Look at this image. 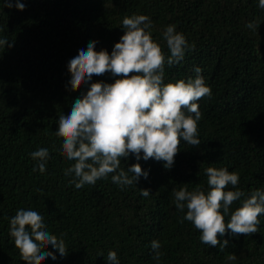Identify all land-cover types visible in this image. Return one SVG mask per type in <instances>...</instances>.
Wrapping results in <instances>:
<instances>
[{
  "label": "trees",
  "instance_id": "trees-1",
  "mask_svg": "<svg viewBox=\"0 0 264 264\" xmlns=\"http://www.w3.org/2000/svg\"><path fill=\"white\" fill-rule=\"evenodd\" d=\"M22 2L23 10L0 9V35L12 41L0 52V264H29L9 234V218L30 204L43 209L47 227L63 237L67 249L63 257L56 252L57 259L37 264H109L110 249L120 264H264V214L258 216L257 232L226 230L223 237L217 234L229 240L225 247L209 246L183 219L186 209L176 208L172 193L185 184L207 191L209 166L237 171L236 187L246 195L264 189V9L258 0ZM134 13L150 17V31L166 56L162 31L168 24L193 45L179 63H165L164 80L195 77L194 67L202 69L211 95L197 101L200 144L181 141L170 169L153 158H122L121 167L139 162L148 170L137 184L121 188L109 173L77 189L64 174L74 161L60 151L62 134L55 128L59 112L68 111L88 85H71L68 58L89 39L98 41L97 51L110 53L124 33L123 18ZM253 20L257 28H247ZM92 76L108 83L115 79L108 71ZM41 143L51 149L43 170L33 167L29 155ZM153 239L161 242L158 261ZM44 247L56 251L51 244ZM229 254L236 259L229 261Z\"/></svg>",
  "mask_w": 264,
  "mask_h": 264
},
{
  "label": "clouds",
  "instance_id": "clouds-1",
  "mask_svg": "<svg viewBox=\"0 0 264 264\" xmlns=\"http://www.w3.org/2000/svg\"><path fill=\"white\" fill-rule=\"evenodd\" d=\"M3 7L23 10L26 4L22 0H0V9ZM258 7L264 9V0H258ZM151 25L146 14L125 16L124 33L110 53L103 48L97 51L98 41L89 39L86 47L80 44L78 51L68 58L71 85L78 86L81 82L88 85L87 91L72 101L68 111L59 112L55 128L62 134L60 151L74 161L64 169V174L72 177L69 183L77 189L95 184L109 173L121 188L137 184L141 177H148V170L142 169L139 162L121 167L122 158L130 154L137 161L153 158L163 161V167L170 169L181 141L200 144L201 112L197 101L211 95L210 86L205 84L199 66L194 67L195 77L165 82V63H179L193 45L175 24H168L162 31L170 53L166 56L150 31ZM257 26L255 20L246 25L249 29ZM6 47L11 48L12 41L0 35V52ZM106 71L115 77L114 82L93 81L92 74ZM50 153L48 144L36 146L29 153L34 160L33 167L45 169ZM205 172L207 191L200 185L189 190L186 184L172 189L176 208L186 209L183 219L200 230V241L223 248L229 240L218 239V233L223 237L226 230L230 235L257 232L258 216L264 214V189L256 188L246 195L236 187L240 179L237 171L209 166ZM149 192L142 189L141 194L148 196ZM234 201H239V206L230 211ZM229 214L226 223L225 217ZM47 223L43 209L31 204L9 218V234L29 264H37L46 257L55 260L56 252L61 257L67 254L65 240L53 234ZM47 244L56 251L46 249ZM150 245L158 261L161 242L153 239ZM227 259L235 260L236 256L229 254ZM106 260L109 264H120L115 250L108 251Z\"/></svg>",
  "mask_w": 264,
  "mask_h": 264
}]
</instances>
